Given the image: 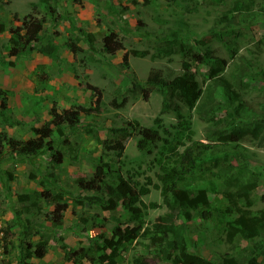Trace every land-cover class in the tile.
Masks as SVG:
<instances>
[{
	"label": "rangeland",
	"instance_id": "1",
	"mask_svg": "<svg viewBox=\"0 0 264 264\" xmlns=\"http://www.w3.org/2000/svg\"><path fill=\"white\" fill-rule=\"evenodd\" d=\"M38 1L0 0V134L28 140L33 137L32 128L50 119L53 106L60 114L77 107H94L95 98L87 85L98 87L102 97L98 111L90 116L81 114L76 128H65L62 135L54 133L49 144L61 154L58 166H54L49 151L32 158L0 160V264H108L100 260V255H107L109 251H95L94 244L102 245L103 238L114 239L115 226L132 227L134 221L121 208L110 213L88 204L85 199L77 200L78 195L81 199L89 194L78 192L73 180L91 174L97 165L109 166L114 174L121 173L131 183L138 181L143 185L148 178L152 183L149 193L141 197L146 207L138 205L142 229L149 231L143 236L135 234L123 245L115 264H171L155 256L149 238L154 224L181 222L176 212L163 205L160 189L154 188L159 183L157 160L162 142L150 152L136 149L137 137L127 142L123 152L110 151L104 145L107 130L113 123L137 120L141 127H152L154 119L160 117L162 129L172 131L176 119L172 112L160 115L161 96L156 90L151 91L147 100L130 99L120 109L112 108L110 101L117 94H124L126 83L130 87L133 76L144 82L150 70L159 69L171 79L181 73V65L186 61L202 90L199 105L201 101L215 100L218 82L207 79L208 67H198L173 51L168 56L156 57L157 48L166 49L160 39L170 31L179 32L201 51L208 49L219 60L225 59L228 67L224 76L231 79L233 66L242 65L241 57L264 68V50L257 45V40L264 36V21L253 29H244L236 21L231 25L232 17L238 15L236 0L217 4L202 0H51L56 14L47 17L40 42L55 46L53 52L47 55L31 49L19 52L11 41L13 33L23 29L22 24L29 15L44 14L41 6L37 7V14L32 9ZM263 6L264 0H253L255 11ZM111 33L124 47L113 55L103 51L105 39ZM213 33H222L224 40L212 38ZM84 34L91 35V48L84 41ZM75 37L80 39L78 45L82 52L72 53L65 45L69 38ZM207 37L211 38L203 46L196 43ZM132 50L147 54L134 56ZM124 57H127L128 69L122 65ZM242 95L257 109L254 104L263 98L261 85L254 82L252 89ZM2 99L6 100L4 109ZM177 104L191 122L192 139L204 141L209 126L200 121L195 109L189 110L181 102ZM161 135H164L162 131ZM239 145L253 167L264 170V140L254 146L246 138ZM262 174L252 195L256 201L253 210L264 209V201L260 200L264 195ZM54 193H61L60 202L53 197ZM19 195L31 198L19 202ZM210 199H217V204L224 209L227 207L220 192H210ZM58 203L63 208L62 222L54 228L50 214ZM93 215L108 222L100 228L89 220ZM81 218L89 220L88 226L83 225ZM26 226L30 231L27 237ZM40 235L46 237L45 256L38 259L26 255L23 242L35 245L42 240ZM185 235L189 250L219 264H238L239 250L248 246L246 242H240L239 246L227 244L222 229L210 225L196 228L194 221L186 225ZM70 249L76 255L68 259L66 253Z\"/></svg>",
	"mask_w": 264,
	"mask_h": 264
},
{
	"label": "trees",
	"instance_id": "2",
	"mask_svg": "<svg viewBox=\"0 0 264 264\" xmlns=\"http://www.w3.org/2000/svg\"><path fill=\"white\" fill-rule=\"evenodd\" d=\"M202 1H213L217 4L223 0ZM236 3L238 15L232 17L231 22V17L227 20L231 25L236 21L244 29H253L264 21V6L255 11L253 0H236ZM39 6L44 10V14L40 17L29 15L22 24L23 29L13 33L14 37L11 41L20 49L19 52L31 49L47 55L55 48L53 45H43L40 42L43 25L47 22V17H54L55 8L51 0H39L37 4L32 5L36 14L39 12L37 11ZM236 35L240 34L237 32ZM83 36L84 41L91 48V35ZM210 38L207 37L200 44L198 41L196 43L203 46ZM212 38L222 41L224 35L213 33ZM160 40L168 50L157 48L156 57L168 56L170 51H173L198 67H208L207 79L218 82L215 100L201 101L199 105L202 90L187 61L182 63L181 73L171 79L159 69L150 70L144 82L133 76L131 86L128 87L126 83L124 94L113 97L110 106L120 109L130 99L147 100L151 91L156 90L161 96L160 115L172 112L176 124L172 126V131H168L162 129L160 117L154 119L152 127H141L137 120L116 122L107 130L104 147L110 151L123 152L127 142L137 137L136 149L150 152L162 142L161 155L157 160L160 168V173L157 175L159 183L154 185V188L160 189L163 205L169 211L176 212L181 222L153 225L149 238L156 257L171 264H219L204 259L199 253L187 248L186 225L194 221L196 228L210 225L222 229L227 244L239 246L240 242H246L248 246L238 252V264H264V209H252L256 204L252 195L258 188L264 170L260 171L257 167H253L249 158L242 154L239 145L246 138H249L254 146H259L261 140H264V68L254 66L241 57L242 65L240 67L234 65L230 74L231 79H226L224 73L228 67L227 61L214 57L210 50L201 51V48L187 42L176 31H170ZM79 41L78 37L69 38L65 45L70 52L79 53L83 51L78 45ZM257 45L264 50V36L257 40ZM123 49L122 43L117 40L114 33L105 39L103 46L105 53L113 55ZM12 52L16 53L14 50ZM131 54L144 56L147 53L132 50ZM122 65L126 69L129 68L127 57H124ZM254 82L261 85L263 96L262 100L254 104L258 106L257 109L242 95V92L252 89ZM87 88L91 91L92 98H95L94 107H77L60 114L53 106L50 110V119L40 127L32 128L33 137L28 140L0 134L2 136L0 160L32 158L49 151L54 166H58L61 163V154L49 144L54 133L62 135L65 128L70 130L76 128L81 114L90 116L99 109L101 90L92 85H87ZM177 102L183 103L189 110L195 109L200 121L209 126L204 134V141L192 139L191 122L182 114ZM5 106L6 100L2 99L1 108L4 109ZM161 131L164 135H161ZM151 184L150 178L143 185L138 181L131 183L124 180L121 173L114 174L107 165H97L91 174L73 180L78 192L89 194L81 199L78 195L77 200L85 199L88 204L97 205L102 211L110 213L121 208L128 214L129 220L134 221L132 227L115 226L112 230L114 239L103 238L102 245L94 244L95 251L102 249L109 251L107 255H100L102 262L115 264V258L123 245L129 243L135 234L143 236L148 233V229L144 231L142 229L143 223L139 219L141 211L138 205L146 207L141 197L149 193L148 187ZM210 192H220L227 202V207L224 209L217 204V199H210ZM54 194L53 197L60 202L61 193ZM30 198V195L18 196L19 202L28 201ZM260 200L264 201V195ZM151 206L156 205L151 204ZM62 212L63 208L58 203L54 212L50 214L54 228L61 225ZM83 218L81 222L85 226H88L89 220L99 227L105 226L108 222L106 218L97 215H93L89 220ZM196 219L198 221H195ZM27 228L26 226L25 237L30 236ZM41 239L35 245L30 241L23 242L26 255H34L38 259L45 256L46 237L41 236ZM34 247L38 249L33 251ZM82 250L86 251L79 249L80 252ZM66 255L71 259L76 255V251L70 249V253Z\"/></svg>",
	"mask_w": 264,
	"mask_h": 264
}]
</instances>
